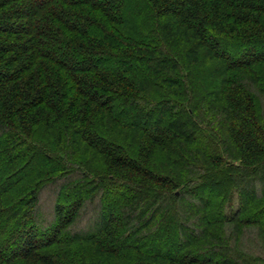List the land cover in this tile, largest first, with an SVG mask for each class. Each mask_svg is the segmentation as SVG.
<instances>
[{
	"label": "trees",
	"instance_id": "obj_1",
	"mask_svg": "<svg viewBox=\"0 0 264 264\" xmlns=\"http://www.w3.org/2000/svg\"><path fill=\"white\" fill-rule=\"evenodd\" d=\"M0 264H264V0H0Z\"/></svg>",
	"mask_w": 264,
	"mask_h": 264
},
{
	"label": "rangeland",
	"instance_id": "obj_2",
	"mask_svg": "<svg viewBox=\"0 0 264 264\" xmlns=\"http://www.w3.org/2000/svg\"><path fill=\"white\" fill-rule=\"evenodd\" d=\"M61 185L58 186H49L48 188H46L40 197V202L37 208V220H39V224L41 226L44 225V227L46 228V230L44 229V231H47L50 226L53 224L54 221V209L55 206L57 204H59L61 202L60 199V194H59V188ZM209 191H206L205 193V197L209 198ZM103 210L105 211V209L107 207L110 206L109 200L103 199ZM100 200L96 199L92 205H94V207L96 206H100ZM92 207L87 206V208L84 210V212L81 215L80 221L78 222V224L75 226V231L78 233H82V232H86L89 229V226L96 222L98 219L100 218H94L92 216ZM189 229V228H188ZM188 232L190 233L191 230L189 229L188 231L185 232L184 229H182L180 231H177V236L180 237L182 234L184 235V233L188 234ZM251 235H246V240H243V243L246 245V248H250L252 247V250H257L256 246H255V241H253V239L250 237ZM252 239V240H251Z\"/></svg>",
	"mask_w": 264,
	"mask_h": 264
}]
</instances>
